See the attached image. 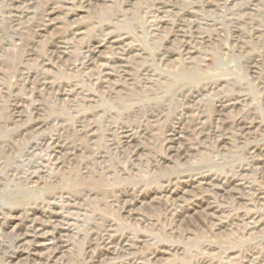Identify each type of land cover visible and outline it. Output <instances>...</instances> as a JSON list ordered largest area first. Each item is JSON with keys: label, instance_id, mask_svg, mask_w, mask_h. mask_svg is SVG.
Segmentation results:
<instances>
[{"label": "rangeland", "instance_id": "rangeland-1", "mask_svg": "<svg viewBox=\"0 0 264 264\" xmlns=\"http://www.w3.org/2000/svg\"><path fill=\"white\" fill-rule=\"evenodd\" d=\"M0 264H264V0H0Z\"/></svg>", "mask_w": 264, "mask_h": 264}, {"label": "bare ground", "instance_id": "bare-ground-1", "mask_svg": "<svg viewBox=\"0 0 264 264\" xmlns=\"http://www.w3.org/2000/svg\"><path fill=\"white\" fill-rule=\"evenodd\" d=\"M46 236H47V235H46ZM48 236H49V235H48ZM49 246H50V247H52V248H53V247H56V248L58 247V245H57V244H55V243H52V242H50Z\"/></svg>", "mask_w": 264, "mask_h": 264}]
</instances>
